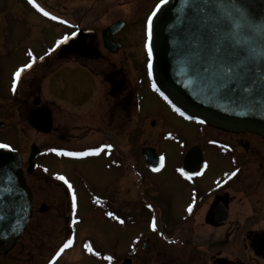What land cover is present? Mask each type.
<instances>
[{
	"label": "rangeland",
	"instance_id": "rangeland-1",
	"mask_svg": "<svg viewBox=\"0 0 264 264\" xmlns=\"http://www.w3.org/2000/svg\"><path fill=\"white\" fill-rule=\"evenodd\" d=\"M155 1L36 0L51 15L58 17L57 20H52L30 5L28 0H0V122L3 123L0 128V141L20 151L23 157L22 167L26 164L29 146L35 143L44 153V155L37 158L38 165L43 167V169H38V171H45L43 175L37 171L35 177L33 175L27 178V183L34 193L36 206L26 231L16 245L0 255V264H47L49 259L55 255V248L59 243H62L66 236L64 230L66 225L64 200L59 188L56 189L54 184L55 181L63 183V181L57 179V176L60 175L64 176L73 185V189L76 192L78 208L75 218L79 223L74 227L75 238L73 245L65 249L54 264H123V256L128 254V238L135 234V229L131 227L130 231H128V227L125 229L122 226L119 227L111 221V218L106 213L108 212L107 209L113 210V196L119 197L118 203L123 205L122 207L126 210L131 207L132 202L129 201H134L138 198L135 191L137 190L139 194V190L135 189L136 181L132 174H128L126 169L121 171L122 176L126 177V182L121 181L120 186L124 188L119 194V192H115L113 187L112 174L108 169L104 168L105 160L103 158L87 161H73L72 158H68V160L58 161L50 156L53 153L51 148H56L58 151L75 152L80 151L79 149L85 146L96 145L105 135L113 136L115 133L110 128V124L114 117L112 110L110 111L108 99L105 98L97 104L89 105L85 97H90L89 93L96 91L94 85L89 83L90 81L85 83L83 79H78V82L72 81L73 84L67 82L66 76H75L77 78L87 72L78 67L69 68L68 70L59 69L56 72L57 74L53 76L54 79L49 83L48 79L52 78L51 75L56 66L67 62L64 60L59 61L54 57H51L49 65L47 64L25 75L21 86L33 78L39 80L40 84L36 82L30 86V83H27V85L22 87L25 93H29L23 103L24 106L21 103L14 102L16 100L10 99L11 96L8 92L14 79L13 75L16 71V65L20 64V67L25 63L31 62L27 52L32 51L36 59L47 57L49 50L67 34L68 31H66L65 26L69 25L72 21L71 18L78 19L82 17L85 23L89 25L93 21L94 23L99 22L100 26L104 27L115 23L119 17L137 15L139 24H137L133 35L130 36L132 37L131 41L126 43V46H123L116 53L107 52L103 47L99 46L101 56L99 57L100 59L94 62L99 71L103 70L104 73L113 69H120L126 76H136L135 72L140 66H143L145 61L144 40L142 41L143 19L146 18V13ZM61 20L66 21V23H61ZM125 51L130 56L129 60L124 57ZM51 64L52 67H50ZM95 71L96 68L93 76L99 91L105 92L107 83L105 80L103 82L99 76L100 74ZM59 75L63 76V78L60 79ZM41 84H44V86ZM36 85H38L37 88ZM37 96L44 102L51 101L49 103L54 107V111L51 110L52 127L48 133L34 129L28 122L29 112L32 110V101ZM95 99L97 98L95 97ZM145 99L146 105H142L141 115L146 112L153 114V112L160 113L162 111L165 120L171 118L167 113L165 104L158 96L149 93ZM118 112V116H120L118 121L119 123L122 121L120 123V125L122 124V129H117L119 131H116L126 134L129 126L126 118L128 114H132V111H129L130 113H124L122 110ZM56 127L60 130V133H54ZM196 128L197 124L195 123L180 122L176 131L181 136V141L163 142L160 145V150L166 153V167L163 176L167 177V180L163 185H159L165 195L173 191L177 192L180 188L179 184L169 174V168L179 162L181 152L187 148L193 138H197L195 135ZM136 134L139 135V133ZM61 135L64 139H60ZM251 137L248 135L247 139L251 142V149L256 150L258 149V143ZM134 142L138 147L146 144L145 141H140L139 136L132 141L133 144ZM182 142L184 146L181 144ZM130 144V139H120V145L123 146L122 149L128 153L131 150ZM207 155L212 160L208 173L209 177L215 176L221 171L219 166L228 165L227 160L218 157V154L214 151L207 153ZM250 166V171L245 173V176L255 183L258 178L257 162L253 166L250 164ZM54 171L61 173L53 174ZM33 178L34 180H32ZM255 178L256 180H254ZM126 183L130 186L129 188H127ZM139 187L141 189V185ZM255 192L256 194L252 196L249 203H255L257 190ZM180 196L173 197L177 202H181L183 198ZM96 199H100L102 203L97 204L95 202ZM58 202H61V205L57 207ZM41 205L47 207L46 212H40L39 207ZM66 208L67 214L70 209V220H73L71 208L69 206ZM242 213L244 212L241 207L232 206L231 219L233 220L235 215ZM253 214L254 216H251V219L240 218V220H233L225 226L214 228L217 232L216 237L224 235V231L227 230L226 227L229 229L231 226L232 234L229 235L226 245L222 241L218 243V247H212L213 249L210 247L208 251H205L206 246L200 248L202 250L199 256L200 264H208L210 262L205 258L211 255V251H220L217 255L218 259L223 257L237 263L264 264V257L254 252L255 239L264 232V209L260 212L255 207ZM201 224L199 223V226H196L197 232L201 241H205V239L207 241V228ZM85 244H91L93 251L99 252L100 255L96 256L93 253H89L86 248H83ZM108 255L113 257L111 262L104 259Z\"/></svg>",
	"mask_w": 264,
	"mask_h": 264
},
{
	"label": "flooded vegetation",
	"instance_id": "flooded-vegetation-1",
	"mask_svg": "<svg viewBox=\"0 0 264 264\" xmlns=\"http://www.w3.org/2000/svg\"><path fill=\"white\" fill-rule=\"evenodd\" d=\"M158 2L159 0H156L152 4L149 11L146 13L147 16L151 13ZM146 18L143 19L142 24V41L144 40V43ZM71 20L72 21L69 23V25L65 26L66 31H68L65 36L71 37L72 33H76L78 30L91 32L90 37L92 40L87 42V40L90 38L87 36L86 38L82 39L80 43H87L86 45L89 44L96 48L98 50L97 54L93 58H90L80 53L84 50V46L75 51H68L66 47H62L61 44L57 45L56 43L47 57L44 59H36L33 67L22 73L21 79L18 82L15 91H13L12 83L8 92V94L11 96L10 99H14L16 100L14 102L21 103L24 106L23 103L25 98L29 96V93H25L22 87L27 85V83H30L29 85L32 86L36 82L39 84L40 82L39 80H35L33 78L31 81L21 86L22 80L25 79V75L31 71L38 70L47 64L49 65L51 62V57H54L59 61L64 60L67 62H64L61 65L58 64L56 66L52 72V78L48 79L49 83L54 79L53 76L57 74L56 72H58L59 69L68 70L69 68L74 69V67H78L87 71L84 75L77 78L75 76H66L67 82L73 84L72 81L78 82V79H83L85 83L90 81L89 83L94 85L96 91L89 93L90 97H85V99L89 102V105H93L94 103L97 104L100 102V100H104L105 98L108 99L110 111L112 110V115L114 117L112 123L110 124V128L113 129L115 134H113V136L105 135V137L102 138L101 141H99L96 145L85 146L79 150L91 151L96 147L104 145H111V148H106L105 151L98 156L90 155L87 157L61 156L57 155V152L67 151H58L56 148H51V150L55 149L56 151H53L51 154L49 153L50 156L58 161L68 160V158H72L73 161H87L91 159L98 160L103 158L105 160L104 168L108 169L112 174V182H114L113 187L115 188V192H119V194L122 188H124L120 186L121 181L126 182V177L122 176L121 171L126 169L128 174H132L136 181L135 189L139 190V194L137 193V190L135 191L138 195V198L134 201H129L133 204H131L132 208L128 207L129 210H126L124 207H122L123 205H120V203L117 201L119 198L117 196H113L112 199V212L123 219L125 223L121 225L119 221L113 220L112 218L111 221H113L119 227L122 226L124 229L128 227V231H130L131 227H134L135 229V234L128 238V254L123 256V260L126 258L129 259V264H200L201 260L199 256L202 252L200 248L206 246L207 248H205V251H208L210 247L211 249L218 247V243L222 241L226 245L229 235L232 234L231 226L229 229L226 227L227 230L224 231V235L221 237H216L217 232L214 228L225 226L227 223L232 222L233 220H240V218L251 219V216H254L253 212L255 207L258 208V211H263L264 139L251 133H231L222 131L180 116L179 113L174 110V108H172L165 100L161 99L154 91L146 68L147 57L145 50V61L143 66H140L137 69V72H135L136 76L134 77L126 76L120 69H113L107 71L106 73H104L103 70L99 71V69L96 67L97 65H94V62L100 59L99 57L101 56L99 46H104L102 33L112 24L101 27L99 22L94 23L92 21V24L90 25L85 23L82 17L78 19L71 18ZM118 21L120 23L117 26V31L113 35V40L120 45V50L123 46H126V43L131 41L132 37L130 36L133 35L137 24H139V17L137 15H132L131 17L126 15L123 18L119 17L115 23ZM62 39L63 38L60 40ZM124 57L125 59L129 60L130 56L128 55L127 51L124 52ZM19 65H16V70L22 67H19ZM50 67H52V64ZM95 68L100 74L99 76L101 80L103 82L105 80L107 83L105 92H100L99 87L96 84L93 76ZM59 77L60 79L63 78V76L60 75ZM44 84L41 85L44 86ZM37 87L38 85H36V88ZM149 93L152 95L155 94L163 101V104H165L167 108V113L171 116L170 119L165 120L163 118L164 114L162 111H160V113L153 112V114L148 112L143 115L140 114L142 105H146V102H144L146 100L145 97ZM82 96H84V94H82ZM95 97L97 99H95ZM45 102L40 100V97L37 96L32 101L31 109L40 107L48 108L49 105L50 107L48 109L50 110L51 114V110L54 111V107L52 104L50 105L49 102L51 101ZM121 110L124 113H130L129 111H132V114H128V117L126 118V122L129 123L126 134L117 132L119 131L117 129H122V124L120 125L122 121H120V123L118 121L120 118V116H118V111ZM51 120L53 121L52 114ZM180 122H190L197 124L195 131L197 138H193V140H191L188 144L187 148L181 152L182 154L179 162L176 165L170 166L169 174L179 184L180 188L177 192L173 191L172 193L165 195L160 189L159 185H163V183L167 180V177L165 178V176H163V172L165 171L166 167V153H163L160 150V145L163 142L181 141V136L176 131V128ZM57 129V127L54 129V133L56 134L60 133V130L58 129V131ZM136 133H139V135ZM248 135L252 136L251 138L257 141L258 149H251V142H249L247 139ZM138 136L140 141H145L146 144L140 145V147H138L135 142L133 144L132 141L136 140ZM60 139H64V137L61 135ZM120 139L131 140L130 153L122 149L123 146L120 145ZM181 144L184 146L183 142ZM146 148L150 149L149 152L153 155V157L149 158V160L146 159L143 152V150ZM190 151H193V153L186 164L185 159L191 153ZM211 151L217 153L218 157L227 160L228 164L227 166H219L221 171L215 176H212L213 178L208 176L212 160L207 155V153ZM41 156L42 154L40 157ZM161 156L165 158L163 167L160 166ZM36 162L38 165L39 162L37 159ZM256 162L258 165V178L254 183L245 176V173L250 171V164L253 166ZM205 164L207 167H205ZM26 166L27 164H25L23 168L26 169ZM41 168L43 169V167L37 166L35 172L26 174V180L28 177L33 175V177H35V173ZM153 168H159L160 170L158 172H154L152 170ZM178 169H184L185 172H188L189 175L192 176V179H187L185 176H182L180 172L177 171ZM237 169H239L237 175L229 179L231 173ZM193 170L200 172V175H194ZM39 173L43 175L45 172L43 171ZM56 173L60 174L61 172H53V174ZM32 180H34V178ZM254 180H256V178ZM54 184L56 189L59 188L63 196L64 219L66 221V225L64 226L66 236L64 237L62 243H59L55 248L56 251H58V249L61 246L63 247V245L67 242V239H72L74 243L75 225L72 223V220H70V209L68 214L66 212V207L69 206V208H71V198L67 185L57 181H55ZM139 185H141V189ZM127 186V188L130 187L129 185ZM255 190H257V195L255 197V203L252 204L249 203V200H251L252 196L256 194ZM32 194L34 212L36 202L34 200L33 190ZM179 195H181L180 197L183 198L181 202H177V200L173 197ZM60 205L61 202H58L57 207ZM148 205H151L152 207L149 208ZM234 205L241 207L244 213L235 215L232 220L231 212L232 206ZM190 206L191 211L188 210ZM39 210L41 213H44L47 211V207L45 205H41ZM107 210L110 211L109 209ZM102 212H104V210H102ZM209 214L211 215V218L208 217ZM153 218L156 219L157 225L155 231H153L150 226ZM208 220H224V224L216 227L207 223ZM199 223H202L201 225H205L207 228V241L206 239L205 241H201L199 233L196 229V226H199ZM258 236L256 238H258ZM83 248L85 247L83 246ZM219 252L220 251H211V253L209 252L211 255L208 254L209 257L207 256L205 258L208 260V262L210 261L208 264H218V262H223L225 264H243L223 257H221L222 259H218L217 255Z\"/></svg>",
	"mask_w": 264,
	"mask_h": 264
},
{
	"label": "water",
	"instance_id": "water-1",
	"mask_svg": "<svg viewBox=\"0 0 264 264\" xmlns=\"http://www.w3.org/2000/svg\"><path fill=\"white\" fill-rule=\"evenodd\" d=\"M198 2L203 3V0ZM233 2L237 7H241L242 18L234 22L223 20L219 23L209 18V25L216 27L217 32L199 49L198 44L190 42L188 5L184 0H170L162 12L157 14L158 19L154 18L151 81L156 84L159 94L164 93L163 96L160 94L162 97H168L170 104H175L181 111H185L186 116L194 115L192 120H204V124L226 132H247L264 139V81H261L260 75L245 72V68L251 65L234 68L232 79L222 78L220 68V63L229 67L237 65L244 55L242 47H247L256 56L258 63L264 60V0H224L229 7ZM214 14L220 15L219 12ZM205 15L208 13L205 12ZM245 21L257 27L248 28ZM119 23L107 27L102 33L103 45L111 53H116L119 49V44L113 40ZM229 24L237 33L236 47H232V41L224 38V33L230 28ZM90 35L91 32L79 31L63 45L68 51H75L84 46L80 53L93 58L97 49L86 45L87 43H80ZM91 40L90 37L87 42ZM217 45L221 47V53L216 54L214 60H210ZM198 50L200 60L197 63L200 73L193 69L196 61L193 53ZM260 67L264 69V64ZM225 80H228L229 94H212V90L219 88ZM249 86L254 92L244 94L243 89ZM246 96L251 99L245 98ZM28 122L34 129L48 133L52 127L50 111L47 108L31 110ZM40 151V147L35 143L30 146L27 173H32L36 168L34 159ZM149 151L148 148L143 150L148 160L153 157ZM190 152L185 159L186 164L193 153ZM21 164L22 156L17 150L11 147L0 149V216L5 217L0 220V254H4L16 244L32 215V193L26 183ZM208 217L211 218V215ZM207 223L220 226L224 224V220H208ZM255 250L264 256V232L256 239ZM129 263L130 260H124V264Z\"/></svg>",
	"mask_w": 264,
	"mask_h": 264
},
{
	"label": "snow or ice",
	"instance_id": "snow-or-ice-1",
	"mask_svg": "<svg viewBox=\"0 0 264 264\" xmlns=\"http://www.w3.org/2000/svg\"><path fill=\"white\" fill-rule=\"evenodd\" d=\"M170 0H159V2L155 5L154 9L151 11V13L147 16L146 22H145V43L144 47L147 52L148 62H147V69H148V76L149 78L153 75V48H152V40H153V30H154V18L158 19V13L162 12L164 6H166ZM184 2L188 5L187 12H188V25H189V32L191 34L190 36V42L196 43L199 45V49H201L206 41L211 39L212 36H214L217 32V28L214 26L209 25L208 20L211 18L214 22L219 23L223 20L226 21H235L236 19L242 18V9L241 7H237L236 4L233 2L231 3V6H227L224 3V0H203V3H199L198 0H184ZM28 3L35 7L39 12H41L45 17H49L52 20H57L58 17L55 15H51L48 11H46L43 7L40 6L36 2V0H28ZM205 12L208 13V15H205ZM219 12L220 15L216 16L214 13ZM61 23H66V21L61 20ZM245 24L248 28L255 29L257 26L254 24H248L245 21ZM230 25V28L227 32L224 33V38L232 41V47L237 46V33L233 31L232 25ZM73 36L76 35L75 32L72 33ZM69 39V37L65 36L62 40L57 41V45L62 44L66 42ZM242 50L244 52V55L242 59L238 62L237 65H232L231 67L226 66L224 63H220V68L222 69V78L228 77L229 79H232V72L234 68L239 67L240 65H251V67H246L245 72H252L253 74L260 75L261 81H264V74H261L264 72V69L260 67L261 64H264V60H261L259 63L257 62V58L254 54L250 52V50L247 47H242ZM51 51V49L49 50ZM221 53V47L217 45L214 49V54L212 57H210V60H214L216 58V54ZM28 57L31 58V62L25 63L22 67L18 68L14 72V79H13V91H15L18 82L21 79L22 73H24L26 70L31 69L33 67V64L36 61V57L33 55L32 51L27 52ZM193 55L196 57V61L193 64V69L197 73H200L198 61L200 60V51H196L193 53ZM40 59H43L41 57ZM207 71V69H205ZM243 78V76L241 77ZM213 82L211 81V84ZM152 87L156 89V91H159V89L156 87V84H153ZM264 91V90H262ZM244 94H250L254 92V89L249 86L245 87L243 89ZM212 94L220 93V94H229L228 92V80H225L224 83H221L219 85V88H214L211 92ZM162 96L164 95L163 92L160 93ZM264 97V96H262ZM164 98L167 100L168 97L164 96ZM245 98L251 99V97L246 96ZM171 103V101H169ZM174 110L179 113L180 116L184 117L185 119L192 120L195 118L194 115H185V111H181L179 107H176L175 104H173ZM200 123H204V120H200ZM9 144L7 143H0V149H9ZM106 148H111V145H104L96 147L95 149L91 151H80V152H73V151H67V152H57V155L61 156H68V157H87L90 155H100L102 152L105 151ZM51 151H56L55 149H52ZM164 160L165 158L163 156L160 157V166H164ZM205 167L207 165L205 164ZM154 172H158L159 168H153ZM177 171L180 172L182 176H185L187 179H192V176L189 175L188 172H185L184 169H178ZM239 169L233 171L231 175L229 176V179L236 176ZM194 175H200V172H196L193 170ZM58 180L63 181L65 185H67L68 190L71 193V211L73 214V224L79 223V221L75 218L77 208H78V199L75 190L73 189V185L69 183V181L62 175L57 176ZM97 204L102 203L100 199H96L95 201ZM149 208H151V205H148ZM191 211V206L188 209ZM106 215L113 220L119 221L121 225L125 223L123 219H121L118 215H116L112 211H108ZM5 219V217L0 216V220ZM151 228L153 231L156 230V219L153 218L151 222ZM73 244L72 239H67V242L59 249V251L55 254L54 257L51 258L50 264H54L55 259L69 246ZM84 247L87 249L89 253H93L96 256H99V252H94L93 247L91 244H85ZM105 260L111 262L113 260V257L111 255L105 256Z\"/></svg>",
	"mask_w": 264,
	"mask_h": 264
},
{
	"label": "bare ground",
	"instance_id": "bare-ground-1",
	"mask_svg": "<svg viewBox=\"0 0 264 264\" xmlns=\"http://www.w3.org/2000/svg\"><path fill=\"white\" fill-rule=\"evenodd\" d=\"M66 253V252H65Z\"/></svg>",
	"mask_w": 264,
	"mask_h": 264
}]
</instances>
